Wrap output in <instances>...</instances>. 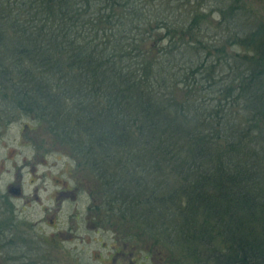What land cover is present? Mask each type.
<instances>
[{"label": "trees", "instance_id": "obj_1", "mask_svg": "<svg viewBox=\"0 0 264 264\" xmlns=\"http://www.w3.org/2000/svg\"><path fill=\"white\" fill-rule=\"evenodd\" d=\"M156 1L0 0L4 109L70 149L97 212L196 263L264 264V19L218 0L205 43L191 0L152 26Z\"/></svg>", "mask_w": 264, "mask_h": 264}, {"label": "rangeland", "instance_id": "obj_2", "mask_svg": "<svg viewBox=\"0 0 264 264\" xmlns=\"http://www.w3.org/2000/svg\"><path fill=\"white\" fill-rule=\"evenodd\" d=\"M186 1L159 0L154 5L147 4L152 26L157 17L163 18L162 15L175 11L177 12L175 16H178L180 13L178 11L185 8L181 4ZM191 1L186 9L191 8L198 15H207V21L202 24L205 30L200 35L204 42L221 39L218 35L219 30L215 28L220 20V15L216 14V9L220 7L218 0ZM244 3L256 17L264 19V0H244ZM211 9H213L212 14ZM153 41L152 38L148 39V43L151 44L150 49L157 52L160 45L156 46L152 43ZM4 91L1 87L0 93ZM6 102L10 101L0 98V111L5 108ZM10 115L9 122L12 125L2 136V142L6 144V147L3 146L1 151L4 158L5 154H8L7 149L17 152V155L14 153L12 161L4 162L5 171H12L11 164H14V161L22 165L23 157H28L33 164L20 169L21 184L27 196H30L34 188L38 187L37 193L40 200L38 203H32L34 207L25 209L23 216L26 224H30L37 236L43 239V247L48 248V251H43L44 256L53 258L55 264H74L75 262V264H108L115 247L127 246V251L130 250L133 255L159 253L156 257L158 258L168 254L167 256L172 257L173 261H179V258L184 255L188 258H186L188 264H203L191 261L188 251H184L175 238L167 236L166 233H162L160 238L159 236L154 238L152 233L144 227L142 228L145 231L130 224L122 225L119 222L120 219L114 216L110 219L118 224V227L113 228L104 223L100 229L97 228L100 227L97 220L99 218L96 219L94 212L88 209L91 204V193L96 198H100L97 190L99 184L93 175L81 166L76 167L77 162L70 154V149L58 140H54L46 127L38 126L30 118L22 117L17 113ZM23 135L26 137L24 138ZM27 136L31 137L34 144L32 149L30 147L22 149L19 146ZM14 137L17 142L12 143L11 140ZM41 144L44 148L39 151L36 146ZM5 180L12 182L10 173L5 175ZM52 193L54 200L50 198ZM54 243L57 245L54 246Z\"/></svg>", "mask_w": 264, "mask_h": 264}, {"label": "flooded vegetation", "instance_id": "obj_3", "mask_svg": "<svg viewBox=\"0 0 264 264\" xmlns=\"http://www.w3.org/2000/svg\"><path fill=\"white\" fill-rule=\"evenodd\" d=\"M0 98H3V96L1 95ZM9 121H11L10 112H8V109H2L0 111V264H55L53 258L50 259L43 255V251H48V248L43 247V239L37 236L30 224H26L23 216L25 209L34 207L32 203H38L40 200L37 193L38 187H35L32 194L27 196L21 184L22 173L20 169L33 166L32 162L28 157H23L22 165L14 161V164H11L12 171H5L4 162L12 161L14 153L17 155V152L7 149L8 154H5L4 158L1 151L3 146L6 147V144L2 142V136L8 132L9 126L12 125ZM23 137L26 136L23 135ZM26 140L19 146L22 149L25 147L32 149L34 144L31 137L27 136ZM11 141L12 143L17 142L15 137ZM36 147L40 151V149L43 150L44 145L41 144ZM9 173L12 176V182L5 180V175ZM50 198L54 200L53 193L50 194ZM96 200L97 198L91 193V204L88 209L94 212L96 219L99 218L97 220L100 227L97 228L100 229L104 223H107L106 226L118 227L119 225L114 221L112 222L103 212L96 211L98 205ZM53 245L55 246L57 243ZM125 252L128 254L126 255ZM158 254L133 255L130 250L127 251V246L125 248L122 246L120 248L115 247L108 264H188L187 257L184 255L179 258V261H173L172 257L167 256L168 254L156 258ZM190 260L195 262L192 259Z\"/></svg>", "mask_w": 264, "mask_h": 264}]
</instances>
